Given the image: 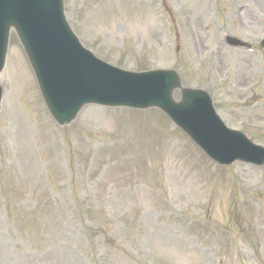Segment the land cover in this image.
Listing matches in <instances>:
<instances>
[{"label": "rangeland", "instance_id": "obj_1", "mask_svg": "<svg viewBox=\"0 0 264 264\" xmlns=\"http://www.w3.org/2000/svg\"><path fill=\"white\" fill-rule=\"evenodd\" d=\"M65 11L96 57L176 70L264 146V0H65ZM0 84V264H264V166H218L157 109L88 106L59 126L15 34Z\"/></svg>", "mask_w": 264, "mask_h": 264}, {"label": "water", "instance_id": "obj_2", "mask_svg": "<svg viewBox=\"0 0 264 264\" xmlns=\"http://www.w3.org/2000/svg\"><path fill=\"white\" fill-rule=\"evenodd\" d=\"M12 33L26 53L50 115L61 127L69 126L89 104L159 108L220 165H264V148L228 130L209 95L183 88L176 72L130 73L84 50L66 20L64 0H0V74ZM229 44L246 46L232 38ZM176 90L182 93L179 102L173 98ZM2 96L0 85V111Z\"/></svg>", "mask_w": 264, "mask_h": 264}]
</instances>
